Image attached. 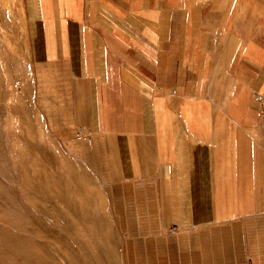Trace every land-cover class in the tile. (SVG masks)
<instances>
[{
	"label": "crops",
	"instance_id": "obj_1",
	"mask_svg": "<svg viewBox=\"0 0 264 264\" xmlns=\"http://www.w3.org/2000/svg\"><path fill=\"white\" fill-rule=\"evenodd\" d=\"M243 1L24 0L50 118L181 264H264V0Z\"/></svg>",
	"mask_w": 264,
	"mask_h": 264
},
{
	"label": "rangeland",
	"instance_id": "obj_2",
	"mask_svg": "<svg viewBox=\"0 0 264 264\" xmlns=\"http://www.w3.org/2000/svg\"><path fill=\"white\" fill-rule=\"evenodd\" d=\"M36 81L24 0H0V264H181L125 222L140 211L83 168Z\"/></svg>",
	"mask_w": 264,
	"mask_h": 264
},
{
	"label": "built area",
	"instance_id": "obj_3",
	"mask_svg": "<svg viewBox=\"0 0 264 264\" xmlns=\"http://www.w3.org/2000/svg\"><path fill=\"white\" fill-rule=\"evenodd\" d=\"M257 99L259 101L260 107L264 109V96L262 94H259Z\"/></svg>",
	"mask_w": 264,
	"mask_h": 264
}]
</instances>
